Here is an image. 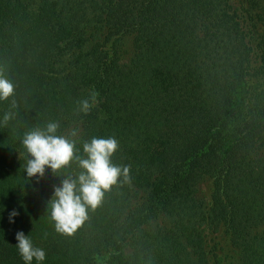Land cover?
I'll use <instances>...</instances> for the list:
<instances>
[{
    "label": "trees",
    "instance_id": "1",
    "mask_svg": "<svg viewBox=\"0 0 264 264\" xmlns=\"http://www.w3.org/2000/svg\"><path fill=\"white\" fill-rule=\"evenodd\" d=\"M248 3L0 0V264H25L21 231L45 254L31 264H264V17ZM49 122L80 158L118 145L121 175L71 235L51 202L78 162L26 174L23 139Z\"/></svg>",
    "mask_w": 264,
    "mask_h": 264
},
{
    "label": "clouds",
    "instance_id": "2",
    "mask_svg": "<svg viewBox=\"0 0 264 264\" xmlns=\"http://www.w3.org/2000/svg\"><path fill=\"white\" fill-rule=\"evenodd\" d=\"M11 82L0 77V100L13 94ZM82 110L87 112L88 100L81 101ZM59 125L49 122L43 131L37 130L26 134L23 146L30 159L27 160L26 174L43 178L46 169L57 172L74 159L83 171L75 180L65 179L55 187L51 202V217L56 222L58 232L71 235L87 219V208L95 209L103 194L117 182L121 169L111 163V156L118 145L115 139L93 138L83 145L84 158L75 154V142L57 135ZM126 173V169L124 170ZM19 213L9 212V223H15ZM17 247L25 261L31 264L33 258L44 260V252L33 248L31 239L22 231L16 233Z\"/></svg>",
    "mask_w": 264,
    "mask_h": 264
},
{
    "label": "rangeland",
    "instance_id": "3",
    "mask_svg": "<svg viewBox=\"0 0 264 264\" xmlns=\"http://www.w3.org/2000/svg\"><path fill=\"white\" fill-rule=\"evenodd\" d=\"M248 6L253 14L264 17V0H249Z\"/></svg>",
    "mask_w": 264,
    "mask_h": 264
}]
</instances>
